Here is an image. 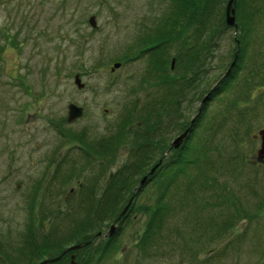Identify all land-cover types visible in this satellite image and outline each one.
I'll use <instances>...</instances> for the list:
<instances>
[{
	"label": "rangeland",
	"instance_id": "rangeland-1",
	"mask_svg": "<svg viewBox=\"0 0 264 264\" xmlns=\"http://www.w3.org/2000/svg\"><path fill=\"white\" fill-rule=\"evenodd\" d=\"M255 1V41L248 46L244 68L236 76L239 82L252 76L247 99L229 110L226 105L235 99L234 93L222 98L218 95L202 107L200 104L233 68L232 38L237 31L231 27L216 41L206 71L196 84L202 93L207 83L209 93L197 99L186 98L181 109L188 121L205 109L212 114L216 129L208 156L219 172H210L209 176L214 178V186H225L233 192L238 209L256 216L236 221L225 236L206 242L199 239L202 232H192L191 227L204 217L215 220L219 208L215 205L206 209L196 219L190 215L192 209L176 212L150 249L149 259L134 247L144 217L135 215L133 220L129 216L127 224L122 216L113 237L108 238L120 245L117 251L89 264H264V166L255 171L252 164L258 161V132L264 129V0ZM234 4L235 0V21ZM166 8V0H0V249L10 253L22 243L28 222L27 199L34 188L38 187L41 195L45 192L42 199L37 195L35 215L39 219V211L45 206H50L56 216L67 210L77 212L79 185L89 188V180L98 174L99 169L91 166L76 144L66 142L52 123L61 124L70 135L85 133L92 140L107 135L128 112L135 115L145 101L159 95L143 78L145 57L126 60L113 71L110 68ZM90 16H94V28L88 24ZM75 75L82 89L74 84ZM69 103L83 110L73 123L66 122ZM125 150L121 147L113 165L96 183L94 197L125 161ZM85 163L90 168L82 175L77 172L73 179L63 178L70 166ZM228 168L238 177L236 180L228 175ZM51 197L54 201H46ZM42 221L46 223L40 232L51 233L52 237L63 236L69 229L66 218ZM105 227L108 234L110 225ZM201 247L199 260L194 261L189 248ZM69 248L59 258L70 252ZM209 254L211 258H207ZM54 259L45 261H58Z\"/></svg>",
	"mask_w": 264,
	"mask_h": 264
},
{
	"label": "trees",
	"instance_id": "trees-1",
	"mask_svg": "<svg viewBox=\"0 0 264 264\" xmlns=\"http://www.w3.org/2000/svg\"><path fill=\"white\" fill-rule=\"evenodd\" d=\"M227 1L166 0L167 10L160 14L158 21L128 48L121 59H114L116 63L123 64L126 60L133 61L145 57L146 72L143 78L147 86L154 87L159 95L145 101L135 115L131 111L128 112L124 119L121 118L120 123L108 130L107 135L88 140L85 133L70 135L63 131L61 124L52 123L66 142L76 144L91 166L95 165L97 170L99 169L98 174L93 176L92 181L89 180L91 189L79 185L77 212L67 210L66 213L56 216L50 212V206H45L44 211H39V219L35 215V207L38 205V196L42 199L45 192L41 195L39 188H34L27 199L28 222L21 238L23 241L19 246L10 249L11 254L0 249L1 264H38L46 258L59 256L67 247L90 240L101 227L114 223L119 225L121 221L118 218L127 205L128 209L121 218L122 222H126L129 216L133 220L135 215L144 217V225L134 247L136 246L140 256L148 259L150 249L154 247L158 236L176 212L192 209L190 215L196 219L202 211L213 209L216 205L219 210L215 220L212 217H204L202 221L196 220L197 225L194 221L195 224L191 227L192 232H202L199 239L203 238L206 242H215L225 236L234 229L236 221L256 216L238 209V200L233 192L225 186H214V178L209 176L210 172L218 173L219 168L208 156L216 126L212 114L207 109L195 116L197 123L189 130L185 147L179 151L171 150L168 157H164L166 152L170 151L167 140L188 127L187 115L181 109L182 102L191 96L197 99L202 97V93H209L207 83L202 93L196 84L200 81L199 76L206 71V61L212 56L216 41L224 31L231 30V27L225 24ZM255 3V0H235L234 32L237 33L232 38V60L235 62L229 75L209 93L204 104L218 99V95L222 98L223 95L231 96L234 93L235 99L226 105L229 110L233 109L238 101L247 99L252 76L250 80L247 77L242 82L237 81L236 76L244 68L248 46L255 41ZM130 50L134 52L130 53ZM223 100L219 99V102ZM238 114H242V111L239 110ZM137 131L143 133L140 136L130 134ZM159 137H165L167 140L159 151H152L151 144L157 143ZM121 147L127 148L126 159L100 189V194L107 197L102 198L100 194L94 197L93 189L98 179L101 180L102 174L113 165ZM154 167L156 168L150 173ZM89 168L86 163L81 167L70 166L63 178L73 179L78 176L76 174L82 175L83 170ZM254 169L258 171V167L255 166ZM255 171L252 173L256 175ZM228 172V175L236 180L237 176L231 168H228ZM53 198L46 201H52ZM50 218L67 219L69 229L64 231L65 235L58 237L55 234L52 237L51 233L40 232L46 223L42 220L48 221ZM117 230L122 231V227L118 226ZM116 243L115 239H109L106 256L117 251L120 245ZM202 249L203 247L197 250L189 248V254L194 261L199 260L197 255ZM96 251L101 253L100 249ZM209 257L211 258V254L207 258ZM90 261L77 264H89Z\"/></svg>",
	"mask_w": 264,
	"mask_h": 264
},
{
	"label": "flooded vegetation",
	"instance_id": "flooded-vegetation-1",
	"mask_svg": "<svg viewBox=\"0 0 264 264\" xmlns=\"http://www.w3.org/2000/svg\"><path fill=\"white\" fill-rule=\"evenodd\" d=\"M172 67H173V65H172ZM172 67L170 65V70H172ZM191 121H194V120H191ZM191 121H188L189 122L188 123V127L185 128V129L188 130V135L190 134L189 130H192L193 125H194V122L192 123ZM143 131L131 132L130 134H133L134 136L138 134L140 136V134H142ZM180 134L181 133H177V134L173 135L172 138H169V140H167L165 137H163V138L159 137L157 143L152 142V144H151V147L153 148L152 151H155V152L159 151L163 147V144L166 142V140H167L166 143H167V146H168V149H169L173 139H175ZM185 140H186V138L183 139L181 145L177 149H171V150L179 151L182 148H184L185 147V144H184ZM171 150L169 152H166L164 157H166L169 153H171ZM125 151H126V153L124 155V158L126 159V156H127V153H128L127 148H126ZM252 164L254 166H256V167H263L264 166V164H260L257 161H254V163H252ZM146 178H145V180H146ZM98 181H100V180L98 179ZM107 182L108 181L105 180L104 184L106 185ZM134 193H135V191H134ZM101 195L102 194H100L99 196H101ZM101 197L102 198H106L107 195H102ZM151 197H153V195ZM108 238L109 237L107 236V233H106V227L105 226L101 227V230H98L95 233V236L93 235L90 238V240H88V241L84 240L81 244H79L80 245L79 248L71 250L70 252L64 254L55 263L50 262V263H46V264H69V262L71 260V257L73 258V261H74L75 264H77L78 262L87 263L89 260H94V259H96L97 261H102L106 257ZM69 247H67V248H69ZM84 247H88V249H84ZM66 249H64V250H66ZM97 249L101 250L100 254L97 253V251H96ZM57 257H59V256H55L54 258H57ZM49 259H52V258H49ZM44 260H46V259H44Z\"/></svg>",
	"mask_w": 264,
	"mask_h": 264
},
{
	"label": "water",
	"instance_id": "water-1",
	"mask_svg": "<svg viewBox=\"0 0 264 264\" xmlns=\"http://www.w3.org/2000/svg\"><path fill=\"white\" fill-rule=\"evenodd\" d=\"M234 0H228L226 5H225V24L229 27H232L234 30H236V24L234 21V10L232 8V4H233ZM88 24L91 27H96L95 24V19L94 16H90L88 18ZM173 65V61H171V67ZM233 65V63H231V66ZM120 64L119 63H113L110 70L113 71L114 69L119 68ZM74 84L76 85V87L78 89H82L83 88V84L80 82V79L78 77V75L74 76ZM205 101V98L202 100L201 103H203ZM82 108L78 107L72 103H69L67 105V118L66 121L67 123H73L75 120L79 119L82 116ZM187 131H184L182 134H180L178 137H176L171 145H170V149H176L180 146L182 140L184 139V137L186 136ZM259 138H260V146L259 149L257 151V160L259 161V163H264V129L260 130L258 132ZM156 167H154L153 169H151L150 173H152L154 171ZM145 178H143L144 180ZM143 180L141 181V183L143 182ZM128 209V205L126 207H124V209L121 211L120 216L118 219H120L121 216H123L126 212V210ZM115 231V225L112 224L110 225L109 229H108V236H111ZM80 245H75L71 248H69V250H74L79 248ZM59 257L55 258L52 261H56L58 260ZM47 262L50 261H42L39 264H46ZM69 264H75L73 261V258L71 257V260L69 262Z\"/></svg>",
	"mask_w": 264,
	"mask_h": 264
}]
</instances>
